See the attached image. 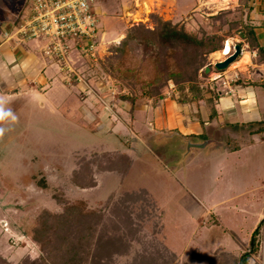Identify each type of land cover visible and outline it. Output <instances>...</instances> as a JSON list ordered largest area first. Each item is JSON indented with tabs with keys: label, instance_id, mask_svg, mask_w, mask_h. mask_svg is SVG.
<instances>
[{
	"label": "rangeland",
	"instance_id": "rangeland-1",
	"mask_svg": "<svg viewBox=\"0 0 264 264\" xmlns=\"http://www.w3.org/2000/svg\"><path fill=\"white\" fill-rule=\"evenodd\" d=\"M32 1L0 0V20L19 21L10 33L12 41L33 42V47L41 45L44 50L48 39L25 41L18 36ZM249 2L232 0L227 9H217L210 0H94L99 34L92 50L86 52V41L79 45L70 41L67 60L45 54L48 67L56 63L48 75L54 74L59 86L56 96L52 94V108L40 105L45 94L42 86L32 83L29 91L17 86L19 96H9L1 89L8 90L11 79L0 78V96L18 118L0 123L6 129L0 137V255L4 259L10 264L42 261L44 253L33 238V229L44 212L60 215L67 209L73 212L70 204L85 206V211L101 210L103 222L108 223L115 218L111 215L114 204L122 206L124 201L137 229L131 242L133 255L161 253L163 244L169 249L170 264H209L219 250L236 255L250 252L252 233L262 224L259 252L252 256V264H264V133L254 148L236 154L230 150L236 152L253 139L241 125L229 131L221 125L211 123L208 129L204 125L210 132L208 140L200 134L185 145L176 137H153L147 148L148 137L154 134L148 133L149 123L133 122L132 106L125 97H139L135 104L139 120L147 114L160 120L159 112L147 113L152 100L140 96L163 84V98H178L177 87L165 77L181 71L183 56L171 49L162 53L157 46L146 51L141 44H127L120 51L133 26L157 27L152 15L164 22L186 24L192 34L213 32L225 36L226 42L232 34L233 45L243 47L248 43L240 34L246 33L245 26H253L245 10ZM211 13L212 17L225 15L209 21ZM213 61L212 54L208 55L205 68L198 73L204 99L218 92L227 97L231 90L249 86L239 69L230 67L224 71L228 74L214 80L213 73H218ZM207 67L211 72L204 74ZM189 85L186 93L191 97ZM258 87L255 91L264 100V85ZM205 108L211 106L186 105L183 114L189 120H206ZM221 142L228 150L219 147ZM126 154L133 161L127 174V159L122 156ZM137 194L139 200L127 199ZM137 214H143V219L138 221ZM101 227L96 226L89 239L92 246ZM117 261L126 264L130 259ZM101 264L113 263L104 257Z\"/></svg>",
	"mask_w": 264,
	"mask_h": 264
},
{
	"label": "trees",
	"instance_id": "trees-1",
	"mask_svg": "<svg viewBox=\"0 0 264 264\" xmlns=\"http://www.w3.org/2000/svg\"><path fill=\"white\" fill-rule=\"evenodd\" d=\"M222 15L224 16L225 14L221 13L220 17H210L208 20H221ZM152 17L155 19L157 27L154 30H149L144 24L133 26L128 30L121 44L120 51H123L124 45L141 44L146 51L150 46H157L162 50V53L171 49L175 50L176 54H182L184 65L181 67V71L168 74L165 77V81H173L177 87L180 96L173 100L177 104L181 106H200L201 103H205L211 106L208 122L198 119V122L203 127L204 125H209L211 123L209 121L214 120L217 116L214 106L223 95L218 92L211 94L210 98L204 99V90L198 85V73L205 68L208 55L223 49L226 42L225 36L223 38L213 32L205 31H201L200 35L188 33L186 24H173L164 22L155 15H152ZM253 28V26H245L246 33L240 34L241 40L250 44L251 47H254L251 41ZM228 36L233 38L232 34H228ZM258 56L259 62L264 64V47L258 49ZM203 73L206 74L205 71ZM186 84H190L188 90L192 92L191 97L187 96ZM163 86V84H160L159 86L151 87L142 92L140 97L144 99L147 97V99L152 100V107L157 108L165 99L163 98ZM138 100L139 97L131 96L125 97L124 101L129 102L133 109ZM259 125L262 126L259 131H264V122ZM206 135L207 133L204 132L202 137L208 140ZM180 137L187 144L193 143L195 139V136ZM205 140L203 142H206ZM122 156L127 159L128 166L125 170V174H127L133 161L127 154ZM112 163L114 164V162ZM135 197L137 198L127 195V199L130 201H136L140 198L138 194ZM121 203L122 206L115 203L112 207L113 209L111 208V215L115 216V218L108 223L103 222L101 210L98 212L85 211V206L76 208L75 205L70 204L69 206L74 208L72 209L73 212L67 209L69 213L66 211L60 215H50L44 212L37 220V226L33 229V238L41 245L44 253L42 261L32 262L27 259L19 264H101V259L104 257H107L113 264H118L119 261L117 260L120 259H130L126 264H170L172 259H170L169 249L163 244H161L163 249L161 253L146 255L144 252H135L133 255L131 242L134 240L133 237L137 235V229L133 228L134 220L129 212V206L124 201ZM73 215L78 216V218L76 219ZM139 219H143V214H137V220L140 221ZM101 225L103 230L92 246L89 239H91L92 233L96 231L95 227ZM260 225L254 230L250 238V252L236 255L219 250L210 258L209 264H252V256L257 255L259 252V233L262 224ZM154 247L158 249L157 246ZM0 264L10 263L0 255Z\"/></svg>",
	"mask_w": 264,
	"mask_h": 264
},
{
	"label": "crops",
	"instance_id": "crops-1",
	"mask_svg": "<svg viewBox=\"0 0 264 264\" xmlns=\"http://www.w3.org/2000/svg\"><path fill=\"white\" fill-rule=\"evenodd\" d=\"M238 2L239 0H237V4ZM249 6L250 8L245 10L247 13L249 12L251 14L253 20L252 24L254 28L251 41L254 47H251L250 44L244 45L243 47H246L247 50L250 51V55L253 51L257 52L256 59L258 60V49L260 47H264V0H250ZM5 21L6 20L3 18L0 20V78L4 77V79L8 80L10 78L11 81L9 83L10 85L8 86V90H5L4 88L1 89L3 94H11L9 96L18 97L19 95L16 89L17 86L24 91L28 90V87H31L32 83H36V85L38 84L42 86L43 91H45V94L42 93L41 95L42 103H40V105H43L44 108H47L48 106L52 108L51 104L55 101L54 98L57 94L59 86H57L53 78L54 74L49 76L48 72L53 70L56 63L50 67L47 66L46 57L42 51L41 45H38L37 48L31 45L33 42L23 44L20 41H12V39H10V33L12 32L13 28H16V23L19 21H16L15 23L10 21V24L6 23ZM20 43L23 46H19ZM256 59L251 55V64L244 67L243 71L242 68H238L241 72V76L247 81L249 86H239L235 91L231 90V94H227V97L223 96L214 106L217 116L211 121V123L215 125V127L217 125H221L223 130L229 131V129L231 130L233 127H236V125H238V128L241 125V127H247V133L244 134L253 137L252 140L248 141L249 143H246L240 147L238 151L235 152L234 150H230V154L244 152L246 149L251 150L256 145V139L264 133V131H262V133L259 131V129L262 127L259 124L264 122V107L261 106V102H264V100L261 99L258 92L255 91V89L257 90L259 88V85H264V64H261L258 61L255 65L254 61ZM17 71L19 74H17ZM223 73L228 74L225 72ZM236 73L237 72H235V75ZM237 74L240 77L239 73ZM47 85L50 87H47ZM0 88H2L1 85ZM47 88L49 91H47ZM52 94H55V96ZM174 104H176L178 107L180 106L179 111L175 108ZM185 107L186 106L177 104L170 98H165L157 108L152 107L150 110L147 108V113L152 111L155 113L159 112V122L155 121L152 115H149L148 117V114L145 116L144 120H139L137 117L139 112L136 113V106L133 108L135 110L131 108L130 112L133 113L134 116L133 122L139 121L144 125L149 123L147 125L149 128L148 133L150 132L151 134H154L148 137L146 142L147 148L149 147V140H151L153 137H176L179 139V143L185 145L187 144L186 141L180 136L190 137L200 134L202 135L204 132L210 134L208 130L201 126V124L198 122V119L193 117L194 120H189L188 117H186L187 115L183 114ZM201 110L204 109L201 108ZM205 110L207 117L206 120H202L207 122L209 120L211 111L209 108H205ZM178 112L180 114H178ZM251 125L255 126L256 128L254 127L252 128V131H248V128ZM206 127L208 129L209 125ZM210 128L212 129V127ZM230 140L231 139H229V141ZM232 140H234V138ZM219 147L228 150V147H225L224 142L219 143Z\"/></svg>",
	"mask_w": 264,
	"mask_h": 264
},
{
	"label": "built area",
	"instance_id": "built-area-1",
	"mask_svg": "<svg viewBox=\"0 0 264 264\" xmlns=\"http://www.w3.org/2000/svg\"><path fill=\"white\" fill-rule=\"evenodd\" d=\"M93 1L33 0L26 11L22 24H20L18 36L25 41L48 39L50 44L42 50L43 53L56 57L60 61L67 60L68 42L70 41H77L78 45L86 41L87 44H84L83 47H85L86 52L91 51L92 44L98 39L99 34L97 30L99 21L93 10ZM230 3L232 0L228 2V6L231 5ZM209 16L212 17V13ZM246 51H248L246 47H241L239 59L243 57ZM234 53L235 46L233 45L230 54L222 60L213 61L212 65L215 67L217 63L224 62ZM251 55L256 58L257 52L253 51ZM218 74L220 78L226 75L219 72Z\"/></svg>",
	"mask_w": 264,
	"mask_h": 264
},
{
	"label": "bare ground",
	"instance_id": "bare-ground-1",
	"mask_svg": "<svg viewBox=\"0 0 264 264\" xmlns=\"http://www.w3.org/2000/svg\"><path fill=\"white\" fill-rule=\"evenodd\" d=\"M229 1L230 0H210V2L216 3L218 5L217 9H219V8L227 9L226 6H227V2H229ZM235 42H236L235 40H233L232 38H229L227 40V42H225L223 49L221 51L213 53L212 57H214L215 60H222L223 58H225V56H227L228 54H230L232 52V46H233V43H235ZM249 64H251V55H250L249 51H246L242 58H240L239 60H237L235 63H233L230 66V69L234 70V69H238V68H244ZM212 78L214 80H217L220 78V76H219V74L215 73L212 75Z\"/></svg>",
	"mask_w": 264,
	"mask_h": 264
},
{
	"label": "water",
	"instance_id": "water-1",
	"mask_svg": "<svg viewBox=\"0 0 264 264\" xmlns=\"http://www.w3.org/2000/svg\"><path fill=\"white\" fill-rule=\"evenodd\" d=\"M240 54H241V47L239 45H237L235 47V53L230 56L229 58H227L224 62H220V63H217L215 65V70L217 72H224L225 70H227L233 63H235L239 57H240ZM211 72V68L210 67H207L206 70H205V73L206 74H209ZM206 145H196L195 147L197 148H201V147H205Z\"/></svg>",
	"mask_w": 264,
	"mask_h": 264
},
{
	"label": "clouds",
	"instance_id": "clouds-1",
	"mask_svg": "<svg viewBox=\"0 0 264 264\" xmlns=\"http://www.w3.org/2000/svg\"><path fill=\"white\" fill-rule=\"evenodd\" d=\"M241 47V46H240ZM6 98L0 96V123L5 121L15 122L17 121V116L12 112L11 109L5 107ZM6 129L4 127H0V137H2L5 133Z\"/></svg>",
	"mask_w": 264,
	"mask_h": 264
}]
</instances>
